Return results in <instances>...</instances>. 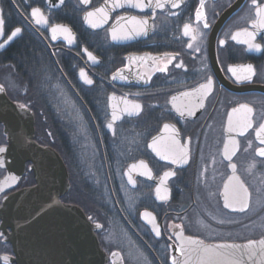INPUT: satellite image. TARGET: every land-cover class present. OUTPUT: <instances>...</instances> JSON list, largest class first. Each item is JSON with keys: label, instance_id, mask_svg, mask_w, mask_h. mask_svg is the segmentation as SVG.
<instances>
[{"label": "flooded vegetation", "instance_id": "obj_1", "mask_svg": "<svg viewBox=\"0 0 264 264\" xmlns=\"http://www.w3.org/2000/svg\"><path fill=\"white\" fill-rule=\"evenodd\" d=\"M173 2L178 7H172ZM104 3L0 0L4 21L0 44L21 29L0 50V86L12 101L31 110L34 139L49 138L47 146L62 158L69 187L60 200L82 209L107 264H172L173 257L181 259L177 251L181 232L207 244L243 243L264 236V206L258 203L264 201V157L256 151L264 148L256 136L264 123V30L256 34L260 50L231 39L238 29L250 28L251 0H205L207 28L196 21L200 0H171L155 12L125 4L112 9L107 23L94 29L86 13ZM33 8L41 10L46 24L34 22ZM122 16L147 18L146 34L112 39L111 29ZM186 23L202 33L198 41L184 34ZM52 25L70 29L71 42L53 39L48 33ZM29 37L38 50L27 49ZM17 42L20 52L12 53ZM130 57L142 59L130 61ZM165 65L166 71L158 70ZM247 65L253 67L251 80L238 81L228 70L235 67L244 75ZM81 70L92 84L86 83ZM208 77L213 89L204 106L193 108V116H181L171 97L197 88ZM113 94L142 106L139 114H121L114 123L115 135L106 126L111 121L110 105L118 103L110 100ZM240 104L253 108V127L243 135L226 131L228 114ZM166 123L179 130L182 144L190 138L187 163L173 164L149 147L153 137L169 135L162 132ZM229 137L239 143L231 163L250 194L243 212L224 206V184L233 175L223 155ZM4 142L0 126V145ZM140 161L147 164L150 176ZM134 164L137 167L130 168ZM165 172L175 175L161 183ZM4 174L0 168V178ZM33 183L32 173L25 170L14 187L0 191V204L6 195ZM145 212L155 217L154 224L143 216ZM8 233L0 219V264H16Z\"/></svg>", "mask_w": 264, "mask_h": 264}, {"label": "water", "instance_id": "obj_2", "mask_svg": "<svg viewBox=\"0 0 264 264\" xmlns=\"http://www.w3.org/2000/svg\"><path fill=\"white\" fill-rule=\"evenodd\" d=\"M55 26L64 25L49 27L52 38L51 29ZM8 37L0 50L15 36L11 40ZM56 37L66 35L58 32ZM21 106L4 89L0 91V126L5 136L0 145L5 149L0 152V168L5 170L0 178V191L14 187L25 170L34 178L32 185L11 192L0 204L2 226L10 229L6 236L13 247V260L16 264H107L106 253L82 209L60 200L69 187L62 158L52 147L34 139L33 114ZM261 239L264 236L255 241ZM214 244L222 243L208 245ZM261 262L264 264V258L259 252L252 260L244 257V264Z\"/></svg>", "mask_w": 264, "mask_h": 264}, {"label": "snow or ice", "instance_id": "obj_3", "mask_svg": "<svg viewBox=\"0 0 264 264\" xmlns=\"http://www.w3.org/2000/svg\"><path fill=\"white\" fill-rule=\"evenodd\" d=\"M84 3H88L89 0H83ZM171 2V0H105V3L100 7L86 13V19L91 24L92 27H99L104 23H107L109 19V13L112 9L123 7L125 4L130 5L131 7L144 9L151 7L153 12L157 8H164L166 3ZM172 7H178L177 3H172ZM205 0H200V6L196 12V21L199 23L203 21V27L207 28V17L204 13ZM250 7L254 9L252 14L253 18L248 20L249 27L240 28L237 31L233 32L231 35V39L234 41H238L240 43L246 44L249 49L260 50L262 45L255 43L256 34L260 30H264V3H261L260 0H251ZM31 15L34 19V22L37 24H46L47 18L43 15L39 8H33ZM244 19V17H241ZM124 22V23H122ZM3 18L0 16V34L3 32ZM251 29V30H250ZM148 30V20L147 18L141 19L136 16L131 17H117L116 23L111 29L112 39H128L134 35L146 34ZM53 33V39L56 38V34L59 32L61 34H65L66 38L71 42V31L70 29L64 26H55L51 29ZM21 32L20 28H16L11 35L8 37V40H11L14 36ZM184 34L190 35L191 40L196 42L202 36V33L199 32L198 29H194L191 24L184 25ZM7 42V41H6ZM5 42V43H6ZM220 45H224L225 41L220 40ZM190 48L194 47L193 43L188 45ZM0 47H3L0 44ZM196 51H199V47L196 46ZM86 51V50H85ZM89 58L95 61V57L92 56L91 53H88ZM130 61L135 59L142 58H134L130 57ZM172 62V58H169L168 63ZM177 67H182V64H177ZM159 71H166L167 65L158 69ZM230 72L236 76L238 81L241 80H251L253 74L252 65H247L245 69V74H238V70L235 67H229ZM81 75L85 78L86 83L92 84L93 81L90 78H87L86 74L81 70ZM116 78V74L113 75V79ZM120 78L126 79L121 75ZM143 78V77H141ZM213 89V81L211 77H208L205 83L200 84L197 88L191 89L189 91L181 92L178 95H174L171 97L170 103L173 108L176 109L177 112L180 113L181 116H184L187 113L188 116L195 115V112L192 110L193 108L204 106V100L208 96V94ZM0 91H3V86H0ZM110 100L117 101L118 103L111 104L112 114L111 121L107 123V127L113 130V134L115 135L114 123L120 119L121 114H139L142 106L139 103L128 100L126 97L117 98L114 94L110 97ZM123 107H120V105ZM25 107V106H21ZM252 113L253 108L248 104H240L238 107L233 108L231 112L228 114V124L226 131L231 133L233 131H238L240 135H243L249 128L253 127L252 121ZM235 116V120H234ZM163 133H168L167 136H158L153 137L151 144L149 147L156 152L158 156L165 160H171L173 164L178 163H187L189 149L188 143H190V138L185 141V143H181L179 138V130L175 128L174 125L164 124ZM256 136L260 140L261 144H264V123H261L259 127L256 129ZM249 146H251V142H249ZM239 148V143L233 137H229V139L224 144L223 155L230 162L229 167L233 171V175L228 177V181L224 184V206L227 208H232L233 210L245 211L249 207V190L237 176L236 173V165L231 163L232 158L236 155L237 150ZM5 149L0 147V152H4ZM257 153L264 157V148H258ZM139 166L146 169V174L151 175V170L148 168L147 164L144 161L139 162ZM137 165H131L130 168H136ZM255 167L254 164L250 165L249 168ZM175 173L173 172H165L161 183L169 177L173 176ZM15 180V178H12ZM131 183H135V181L131 180V176L129 177ZM157 193H159V188H157ZM258 203L261 206H264V201H259ZM239 205L237 208L236 206ZM145 218L151 217V223L154 224L155 217L152 216L151 213L145 212L143 213ZM223 223V221H221ZM100 227V225H97ZM154 231L156 235H160L158 226L154 227ZM177 237L180 241L179 247L177 251L180 252L181 257L184 259L178 261L176 257L172 258V264H244V257L246 256L249 260H252L253 257L257 255L259 252L260 256L264 258V239L260 241L249 240L247 244H214L208 245L205 244L204 241L194 238V237H184L181 233H177ZM115 255V253H114ZM5 262H7L8 257H3Z\"/></svg>", "mask_w": 264, "mask_h": 264}, {"label": "trees", "instance_id": "obj_4", "mask_svg": "<svg viewBox=\"0 0 264 264\" xmlns=\"http://www.w3.org/2000/svg\"><path fill=\"white\" fill-rule=\"evenodd\" d=\"M27 45H28L27 49H28L29 51H30V50H32V51L38 50V47H37L36 41H35L32 37H29V38H28ZM14 52H16V53H19V52H20V42H17L16 47L12 49V53H14ZM38 142H39V143H42V144H45V145H51V144H50V140H49V138L44 139V140H42V141H39V140H38Z\"/></svg>", "mask_w": 264, "mask_h": 264}]
</instances>
